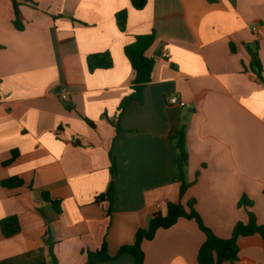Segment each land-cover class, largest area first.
<instances>
[{
	"label": "crops",
	"instance_id": "0c3cea01",
	"mask_svg": "<svg viewBox=\"0 0 264 264\" xmlns=\"http://www.w3.org/2000/svg\"><path fill=\"white\" fill-rule=\"evenodd\" d=\"M16 1L23 30L11 0H0V221L16 216L21 229L5 238L0 228V264H54L52 254L85 264L104 241L116 256L169 202L195 200L204 224L228 239L248 221L245 195L264 226V82L250 68L257 49L264 80V0H147L142 10L130 0ZM153 32L151 82L122 110L134 81L124 48ZM104 52L112 68L89 72L87 57ZM173 96L186 105H170ZM181 129L192 184L182 196ZM12 177L24 184L3 186ZM111 185L114 200H96ZM204 239L180 219L143 242L145 264H198ZM224 264H264V240L239 238L236 260Z\"/></svg>",
	"mask_w": 264,
	"mask_h": 264
},
{
	"label": "trees",
	"instance_id": "16d2710c",
	"mask_svg": "<svg viewBox=\"0 0 264 264\" xmlns=\"http://www.w3.org/2000/svg\"><path fill=\"white\" fill-rule=\"evenodd\" d=\"M14 8V26L17 30H23V19L19 11V3L16 0H11ZM131 6L135 10H142L147 4V0H130ZM209 4H216L219 0H207ZM60 16V15H58ZM116 24L120 32H125L127 29L128 12L121 10L116 13ZM155 40L154 32L149 35L136 36L134 41L125 46L124 53L128 58L133 70V93L124 98L120 108L124 110L133 101H142L143 89L151 82L152 72L155 62L146 55L147 50L153 45ZM257 50V49H256ZM252 53V62L250 68L255 71L258 77L264 82L261 73L262 65L260 63L257 51ZM89 72L93 73L96 70H106L113 66V60L108 52L96 53L89 55L86 60ZM178 150L177 169L181 179L180 195L182 196L186 190L192 185L187 183L184 178L185 169L188 164V153L186 150L185 131L181 129L173 136ZM18 152L13 151L11 159L7 164H10L17 157ZM112 173L115 174V164L112 163ZM3 186L7 188H18L24 184V181L18 177H12L4 181ZM107 199L112 202L115 198V190L113 186L109 188L107 193L97 197L96 200L102 201ZM195 200H191L185 206L181 202H169L167 204L166 213L156 212L146 227L139 228L135 234V241L132 244H126L120 247L116 256H111L108 252L107 242L104 241L102 246L96 251L86 252L85 264H102L123 255L129 254L134 260V264H145V252L142 244L145 241H152L160 229H169L174 226L180 219L194 220L199 229L204 234V242L198 251V264H224L228 261L236 260L238 256V240L241 237H249L259 235L264 240V226L257 221L256 215L251 208L253 206L245 195L241 198L239 205L244 206L248 213V221L238 222L232 231L231 237L222 239L218 237L210 228H208L200 215L194 208ZM0 228L5 238L15 236L20 232V223L16 216H9L0 221ZM54 264H57L54 255L52 254Z\"/></svg>",
	"mask_w": 264,
	"mask_h": 264
},
{
	"label": "built area",
	"instance_id": "2783aa9c",
	"mask_svg": "<svg viewBox=\"0 0 264 264\" xmlns=\"http://www.w3.org/2000/svg\"><path fill=\"white\" fill-rule=\"evenodd\" d=\"M161 57L162 58H168L169 57V53L167 50L165 51H162L161 53ZM60 97L64 100V101H69L70 100V97H69V93L66 89H62L59 93ZM169 104L170 105H177V106H180V107H184L186 105L185 102L183 101H180L178 99V97L176 96H173L169 99Z\"/></svg>",
	"mask_w": 264,
	"mask_h": 264
}]
</instances>
